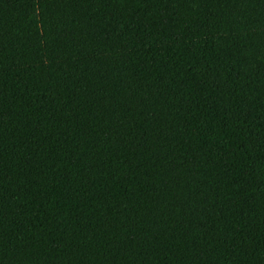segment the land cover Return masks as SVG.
<instances>
[{
  "label": "trees",
  "instance_id": "trees-1",
  "mask_svg": "<svg viewBox=\"0 0 264 264\" xmlns=\"http://www.w3.org/2000/svg\"><path fill=\"white\" fill-rule=\"evenodd\" d=\"M0 264H264V0H0Z\"/></svg>",
  "mask_w": 264,
  "mask_h": 264
}]
</instances>
